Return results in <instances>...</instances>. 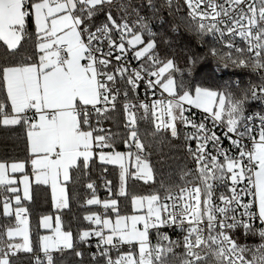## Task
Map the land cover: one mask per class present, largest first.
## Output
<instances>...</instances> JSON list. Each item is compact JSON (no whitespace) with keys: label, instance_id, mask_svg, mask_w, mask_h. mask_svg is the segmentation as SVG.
<instances>
[{"label":"snow or ice","instance_id":"1","mask_svg":"<svg viewBox=\"0 0 264 264\" xmlns=\"http://www.w3.org/2000/svg\"><path fill=\"white\" fill-rule=\"evenodd\" d=\"M254 101L264 0H0V264H264Z\"/></svg>","mask_w":264,"mask_h":264},{"label":"trees","instance_id":"2","mask_svg":"<svg viewBox=\"0 0 264 264\" xmlns=\"http://www.w3.org/2000/svg\"><path fill=\"white\" fill-rule=\"evenodd\" d=\"M249 108H251V106H249ZM22 147H23V145H21V148ZM20 154H22V153H20ZM93 178L95 179V176ZM97 185H98L97 191L100 194L101 193L103 194V198H102V200H103L108 195L107 190L102 189L104 187L100 186L99 180H97ZM77 187L79 188V195L81 197V201L83 200V198L86 195H90V193L88 191H86L83 187H81V186H77ZM70 188H71V186H70ZM130 190L131 191H139L140 186L139 185L132 186ZM86 207H88V206H86ZM29 208H30V214H29L30 227H31L32 236H33V238H35L37 231H39L40 234L43 232L42 229L38 230V228H37L39 217L41 215H45V214L46 215L59 214V211L53 209L51 206L50 190H49V193L47 195L43 192H39L38 195H36L34 197V202L29 205ZM73 214H75L76 219H72ZM83 214H84L83 210L77 208L75 204L73 205L72 213H68L66 210H64L63 221L65 223V226L67 227L69 221H71L72 231L75 233L77 224L86 223V222H83L81 220V217ZM242 242L247 243V244H255V243H258L259 241H258V237L249 236L247 238V240L242 241ZM92 244L94 246L95 242L92 241ZM23 264H27L26 259L23 261Z\"/></svg>","mask_w":264,"mask_h":264},{"label":"built area","instance_id":"3","mask_svg":"<svg viewBox=\"0 0 264 264\" xmlns=\"http://www.w3.org/2000/svg\"><path fill=\"white\" fill-rule=\"evenodd\" d=\"M250 106H251V108H249V111L260 110V109L264 108V105H261L259 101L251 102ZM102 189H105V188H102ZM97 196H98V198H100L102 200V198H103L102 193L100 194L97 191ZM256 223H257V226H259V221H257ZM92 241L96 242L95 239H93Z\"/></svg>","mask_w":264,"mask_h":264},{"label":"rangeland","instance_id":"4","mask_svg":"<svg viewBox=\"0 0 264 264\" xmlns=\"http://www.w3.org/2000/svg\"><path fill=\"white\" fill-rule=\"evenodd\" d=\"M55 215H57V214H54V215H52L53 217H55ZM42 233L41 234H48V230H46V229H42Z\"/></svg>","mask_w":264,"mask_h":264},{"label":"crops","instance_id":"5","mask_svg":"<svg viewBox=\"0 0 264 264\" xmlns=\"http://www.w3.org/2000/svg\"><path fill=\"white\" fill-rule=\"evenodd\" d=\"M56 210V209H55Z\"/></svg>","mask_w":264,"mask_h":264}]
</instances>
